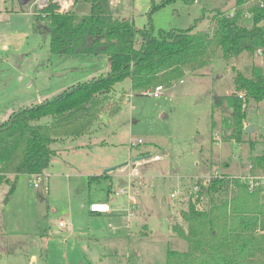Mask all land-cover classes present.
I'll list each match as a JSON object with an SVG mask.
<instances>
[{"label": "rangeland", "instance_id": "rangeland-1", "mask_svg": "<svg viewBox=\"0 0 264 264\" xmlns=\"http://www.w3.org/2000/svg\"><path fill=\"white\" fill-rule=\"evenodd\" d=\"M36 1L20 10L18 0H0V37L8 46L0 48V124L5 109L17 112L35 89L65 91L106 65L105 56L51 55L49 35L32 27ZM161 1L108 0L115 19L153 35L191 26L192 33H210L215 13L231 15L235 8L234 0H172L156 7ZM72 10L87 15L89 4L78 0ZM244 21L250 24V14ZM251 56L225 61L218 51L203 69L165 85L158 98L132 93L128 79L118 83L112 102L99 104L88 134L51 144L56 154L43 175L19 176L9 196V184H0V264H165L168 250L186 251L172 226L186 229L181 212L195 202L196 182L215 173L242 176L264 154V102H247L240 142L228 139L227 105L213 106L214 97L234 92L232 65L245 72ZM31 80L35 89L28 90ZM155 155L160 161L151 163ZM108 169V178L89 182ZM175 192L181 194L170 198ZM91 204H106L110 213L92 214ZM208 207L202 194L197 208Z\"/></svg>", "mask_w": 264, "mask_h": 264}, {"label": "trees", "instance_id": "trees-1", "mask_svg": "<svg viewBox=\"0 0 264 264\" xmlns=\"http://www.w3.org/2000/svg\"><path fill=\"white\" fill-rule=\"evenodd\" d=\"M83 1L89 4V13L78 16L72 8L60 12L55 0H47L32 16L33 30L49 35L51 55L105 56L109 70L52 100L20 109L0 124V184H9L7 196L13 193L19 176L43 175L55 155L50 148L53 142L89 133L101 113L103 105L98 108L99 104L112 102L118 83L128 79L132 93L145 95L203 69L218 51L225 61H231L264 49V9L243 10L248 0H234L231 15L216 12L210 33H192L191 26L156 35L150 28L136 30L130 21L115 19L108 0ZM170 1L162 0L156 7ZM246 14H250L249 25L244 21ZM231 70L234 93L214 97L213 106L227 105L228 139L240 142L247 102H264V63L253 65L250 77ZM251 164L256 172H264V155ZM102 178H108L107 173L88 180ZM202 194L209 198L204 211L197 208ZM181 219L186 229L174 225L172 232L186 242V251L168 250L165 264H264V188L248 191L237 179L213 176L198 191L195 202L189 200Z\"/></svg>", "mask_w": 264, "mask_h": 264}, {"label": "built area", "instance_id": "built-area-1", "mask_svg": "<svg viewBox=\"0 0 264 264\" xmlns=\"http://www.w3.org/2000/svg\"><path fill=\"white\" fill-rule=\"evenodd\" d=\"M59 6L60 12H66L68 11L69 5L71 4V2H69L68 0H55ZM251 4H253V6L258 7L259 9H264V0H251ZM47 4V0H37L36 1V5L39 7L38 10L44 8ZM36 12V11H35ZM254 56L256 58L259 59H264V49H257L254 53ZM163 92V87L162 86H158L155 87L152 91L147 92L145 95H151L153 98H158L161 93ZM141 142L138 141V144H140ZM160 158L158 156L153 157V161H158ZM253 166L250 163V165L248 166V170L247 173L245 175L239 176V177H229L227 176V179L231 180V179H237L239 180L242 184H245L248 188V191H254L256 189H261L264 188V172L261 171H253ZM130 175V174H129ZM131 178L132 176L135 175H130ZM221 177V175H218L217 173L213 174L211 177H207L205 178V180L202 183H198L196 182V184L193 187V192H195V197L197 196L198 191L201 188H204L208 185V183L210 182L212 177ZM37 178H39L40 176H36ZM200 184V185H198ZM37 185L35 184L34 187H36ZM126 192L125 190L119 189L117 193H124ZM181 192H175L173 194L170 195V198H175L176 195H180ZM88 210L90 213L92 214H99V215H104V214H108L110 213V209L106 204H91L88 207ZM59 228H64L66 227V224H64L63 222H60L58 225Z\"/></svg>", "mask_w": 264, "mask_h": 264}, {"label": "crops", "instance_id": "crops-1", "mask_svg": "<svg viewBox=\"0 0 264 264\" xmlns=\"http://www.w3.org/2000/svg\"><path fill=\"white\" fill-rule=\"evenodd\" d=\"M69 2H71V4L69 5V8H68V10L70 9V8H72V6H73V3H74V1L75 0H68ZM12 4V10H14V9H16V8H14V6H13V3H11ZM19 4V3H18ZM20 8V10H22V6H20V5H18ZM24 7V6H23ZM242 8H244V6L242 7ZM235 10V8L232 10V11H234ZM243 10H245V9H243ZM5 11H8V9L7 8H5ZM231 14V13H230ZM247 15V14H246ZM245 15V16H246ZM0 48L2 49V50H6L7 48H8V46H7V44H6V41L5 40H3V38H1L0 37ZM246 55H247V53H243V54H241L240 56H238L237 58H234V59H232L231 61H235V60H243V57L245 56L246 57ZM249 55V54H248ZM244 57V58H245ZM252 57V60H251V65H250V67L249 68H247L246 69V71L244 72L243 71V69L241 70L240 68H238L237 66H235V64H233L232 65V67L231 68H234L236 71H238V72H240V73H242L244 76H246V77H250V75H251V69H252V66L255 64L256 66H261L263 63H264V59H259V61L261 62V63H256L255 62V58H254V55H252L251 56ZM245 61H246V59H244ZM104 62H105V70L103 71L102 69H104V68H102V69H99L98 71H96V72H93V73H91V74H89L90 76H86V78H84V77H82L81 79H87V78H89V77H91V79L90 80H92V79H94V78H97V77H99V76H101V75H105L107 72H108V70H109V65H108V59L107 58H105L104 59ZM245 63V62H244ZM244 63H242V65H244ZM241 65V66H242ZM232 71V70H231ZM233 73V72H232ZM233 77H234V73H233ZM89 80V81H90ZM78 81H82V80H78ZM85 82H88V81H85ZM85 82H82V83H85ZM82 83H79V84H82ZM75 85H78V84H75ZM75 85H72V86H75ZM72 86H70V87H72ZM27 88H28V90L29 89H32V88H34L35 89V87H34V81L33 80H31L28 84H27V86H26ZM62 88H60V89H52V90H49V91H45V92H43L42 94H41V92L40 91H38L37 89H35V95H33V97H32V99L31 100H29V101H23V102H21V103H19V105H18V110H20V109H23V108H27V107H30V106H34V105H37V104H40V103H42V102H45V101H49V100H52L53 98H55L56 96H58V94H60L62 91H64V89L63 90H61ZM129 90H130V86H129ZM115 91V90H114ZM131 91V90H130ZM123 92H125V91H123ZM234 93V92H233ZM233 93H231V94H233ZM231 94H228V95H226V96H230ZM114 95H116V93H113V95L111 96V98L114 96ZM125 96H126V93H125ZM124 96V97H125ZM219 97V96H218ZM220 97H224V96H220ZM200 99V98H199ZM111 100V99H110ZM118 100V99H117ZM17 110V111H18ZM9 112V113H8ZM14 113V111L12 110V108H7V109H5V112L2 114V116L1 117H5V120L6 119H8L9 118V115L10 114H12V113ZM66 139H63V140H59V141H61V142H64ZM68 140V139H67ZM264 141V140H263ZM55 154H56V151H55ZM264 155V154H263ZM155 156H157V155H155ZM154 156V157H155ZM262 156V155H261ZM254 159V158H253ZM252 159V160H253ZM252 160H251V162L250 163H252ZM158 161H160V159L158 160ZM152 162H157V161H151V163ZM250 165V164H249ZM134 165H132V167H133ZM136 166V165H135ZM247 170H248V168H247ZM247 173V171L245 172V174ZM222 174H224V175H226V176H230V174H225V173H222ZM245 174H243V175H245ZM231 177V176H230Z\"/></svg>", "mask_w": 264, "mask_h": 264}, {"label": "water", "instance_id": "water-1", "mask_svg": "<svg viewBox=\"0 0 264 264\" xmlns=\"http://www.w3.org/2000/svg\"><path fill=\"white\" fill-rule=\"evenodd\" d=\"M32 0H18V2H19V4H20V6H25V5H27L28 3H30ZM245 131L246 132H248V133H250V132H252L251 131V129L249 128V127H247L246 129H245ZM111 171V169H108V170H105L104 172L105 173H108V172H110ZM104 173V174H105Z\"/></svg>", "mask_w": 264, "mask_h": 264}]
</instances>
